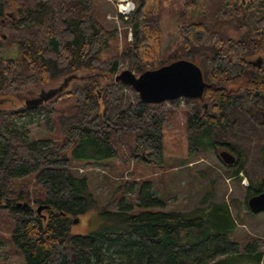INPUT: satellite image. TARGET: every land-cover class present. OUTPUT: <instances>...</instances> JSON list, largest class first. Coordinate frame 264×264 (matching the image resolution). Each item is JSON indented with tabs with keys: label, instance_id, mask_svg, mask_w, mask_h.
<instances>
[{
	"label": "trees",
	"instance_id": "16d2710c",
	"mask_svg": "<svg viewBox=\"0 0 264 264\" xmlns=\"http://www.w3.org/2000/svg\"><path fill=\"white\" fill-rule=\"evenodd\" d=\"M132 1L129 18L120 16L131 42L114 53L116 33L99 21L95 0H0L1 96L22 102L37 84L82 70L95 74L35 107L0 108V222L11 221L9 240L22 264H222L236 223L214 191L188 211L132 213L133 204L100 206L86 176L74 173V156L98 164L148 162L163 154L165 106L178 99L141 101L130 85L109 79L124 67L139 75L187 55L208 83L202 101L209 104L204 111L200 99H184L188 153L218 147L234 153L236 161L225 166L238 179L247 176L246 207L251 195L264 191V117L254 112L264 108V68L253 76L246 70L250 56L264 54L263 21L248 18L264 17V0H180L181 40L165 57L160 9ZM238 15L243 38L231 30L238 28ZM12 45L20 55L2 56ZM67 94L73 108L57 112ZM32 114H43L37 126L47 125L52 140L28 135L21 118ZM31 203L47 206L46 216ZM142 204L162 202L144 192ZM88 212L101 217L97 229L72 232ZM256 257L259 264L261 253Z\"/></svg>",
	"mask_w": 264,
	"mask_h": 264
},
{
	"label": "rangeland",
	"instance_id": "374dc122",
	"mask_svg": "<svg viewBox=\"0 0 264 264\" xmlns=\"http://www.w3.org/2000/svg\"><path fill=\"white\" fill-rule=\"evenodd\" d=\"M136 2L132 0H95L96 15L99 21L106 28L116 33V50L113 51L114 53L120 52L126 43L131 42V37H129L130 28L122 23L120 16L123 19L129 18L131 12L135 9ZM128 3H132V11L129 15H125L121 12L120 7L121 4L126 5ZM145 4L146 8L160 9L162 55L165 57L168 49L175 48L181 40L178 29L180 24L176 19L181 1L147 0ZM238 18L241 19V16L238 15ZM231 30L236 37L243 36L244 28L241 30H233L232 28ZM1 54L4 57L20 55L14 45L2 48ZM178 54L181 55L182 52H178ZM182 58L188 59L189 57L184 55L180 57V59ZM250 58L255 59L256 55L250 56ZM123 69L128 68L124 67ZM76 74L85 76L89 72L82 70ZM63 79V77H60L55 81L33 86L31 94H25L22 102L16 101L10 96L4 98L0 95V99H4L0 102V108L23 106L27 99L36 98L40 93L57 88L61 85ZM85 80L84 78L80 82ZM76 81L79 80L73 78L65 87L63 93L70 90ZM184 99L185 97L178 100L177 104H166L165 106L168 112L162 130L163 154L161 158H151L148 162L141 159H130L128 161L110 159L112 161L102 160L98 164H92L87 163V159L83 157L74 156L72 159L74 173L86 176L90 190L100 206L114 210L120 204H133L132 213L141 210L188 211L195 207L209 192L214 191L216 201H226L228 203L231 215L236 223L230 234L231 245L228 252L221 257L224 259L222 264H258L257 252L261 253L259 264H264V211L253 213L246 207L245 195L248 178L243 173H239V179L232 176L233 168L226 167L218 157V152L223 150L222 147H218L216 151L206 148L205 152L199 155L188 153L186 115L184 111L186 102ZM73 100V96L64 95L56 104V111L70 110L73 108ZM200 108L204 110L201 105ZM42 115H25L21 118V123L25 125L29 136L36 139L52 140L54 134L47 129V125L37 126V120ZM106 162H108V166L104 164ZM144 180L147 183L143 184L142 181ZM144 192L158 197L162 205L147 207L142 204L138 206L140 195ZM41 205L31 203L36 211L38 207H42ZM38 213L46 216V211L42 208ZM3 219L6 220V218L1 220ZM5 220L0 222V264H22L21 254L12 246L9 240L11 221L7 219L6 222ZM100 220L101 217L98 214L88 212L74 221L71 230L74 233L82 234L94 231L99 226ZM115 264L127 263L118 262L117 260Z\"/></svg>",
	"mask_w": 264,
	"mask_h": 264
},
{
	"label": "water",
	"instance_id": "95a60500",
	"mask_svg": "<svg viewBox=\"0 0 264 264\" xmlns=\"http://www.w3.org/2000/svg\"><path fill=\"white\" fill-rule=\"evenodd\" d=\"M138 1V7H140L144 0ZM259 59L257 58V60ZM94 75L89 73L85 76H79L76 73H72L64 77L63 82L57 88L40 93L36 98L27 99L24 104L28 108L35 107L56 95L62 94L73 78L79 80H84L85 78L88 80ZM109 79L130 85L137 92L140 100L145 103L172 101L179 97L202 99L204 89L208 85L204 81L201 68L191 60L183 58L171 61L158 68L145 70L139 75H136L130 69H123L116 75L109 77ZM203 105L205 106L206 103ZM218 157L226 165L233 164L236 161V155L227 149L220 150ZM246 204L253 213L264 211V191L251 195L247 199ZM23 205L28 206L26 202ZM41 208L38 207L37 212Z\"/></svg>",
	"mask_w": 264,
	"mask_h": 264
},
{
	"label": "flooded vegetation",
	"instance_id": "af4514ba",
	"mask_svg": "<svg viewBox=\"0 0 264 264\" xmlns=\"http://www.w3.org/2000/svg\"><path fill=\"white\" fill-rule=\"evenodd\" d=\"M248 18L250 19V23L251 24H253L256 21H263V24H264V17H256L255 18V17H251L250 16ZM238 19H239V23L237 24L238 25L237 30H241V29H243L245 27L244 26H240L242 19H240V18H238ZM250 26H252V25H250ZM243 35H244V31H243ZM241 38H243V36H241ZM256 58H260V59L257 60ZM256 58L255 59L254 58H248L247 59V64L248 65L246 66V70L249 72V74L251 76L256 75L261 68H264V54L263 53L256 54ZM77 80H79V79H77ZM79 81H82V80H79ZM42 92H44V91H42ZM200 100L202 101V99H200ZM203 104H204V102L202 101V107H203V109L205 111V110L208 109V103H206L205 106ZM244 106H246L248 108H253V105L250 102H248V101H244ZM257 110L258 109L255 108L254 112H260L261 115L264 117V108L261 109L260 111H257ZM41 206H42V209L45 210V211L48 209L47 206H45V205H41Z\"/></svg>",
	"mask_w": 264,
	"mask_h": 264
},
{
	"label": "bare ground",
	"instance_id": "6f19581e",
	"mask_svg": "<svg viewBox=\"0 0 264 264\" xmlns=\"http://www.w3.org/2000/svg\"><path fill=\"white\" fill-rule=\"evenodd\" d=\"M120 8H121L122 12H124L125 14H128L132 11V5L130 3H128L126 5L121 4Z\"/></svg>",
	"mask_w": 264,
	"mask_h": 264
},
{
	"label": "built area",
	"instance_id": "2783aa9c",
	"mask_svg": "<svg viewBox=\"0 0 264 264\" xmlns=\"http://www.w3.org/2000/svg\"><path fill=\"white\" fill-rule=\"evenodd\" d=\"M131 5H132V3H130ZM121 9V8H120ZM121 12H122V10H121ZM123 14H125L124 12H122ZM130 13H128V14H125V15H129ZM129 37H131V33H129ZM184 97H179L178 98V100H180V99H183ZM245 179V178H244ZM245 181V180H244Z\"/></svg>",
	"mask_w": 264,
	"mask_h": 264
}]
</instances>
